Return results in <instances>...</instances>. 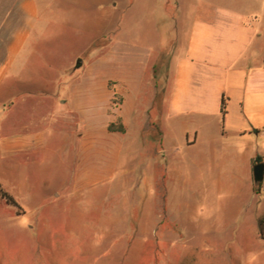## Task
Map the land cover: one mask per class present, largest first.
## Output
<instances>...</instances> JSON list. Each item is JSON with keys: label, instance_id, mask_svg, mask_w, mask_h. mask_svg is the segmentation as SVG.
<instances>
[{"label": "crops", "instance_id": "1", "mask_svg": "<svg viewBox=\"0 0 264 264\" xmlns=\"http://www.w3.org/2000/svg\"><path fill=\"white\" fill-rule=\"evenodd\" d=\"M135 3L125 26L117 16L123 0H0V129L8 131L0 141L4 166L21 179L22 157L42 147V122L63 119L74 147L73 169L88 184L103 177L100 170L117 168L116 151L131 135L126 164L135 174L125 185L141 189L146 183L151 189L177 180L181 188L194 187L196 201L212 211L205 215L202 208L196 226L208 231L204 234L231 235L236 224L218 222L227 218L228 204L238 198L243 208L244 200L250 204L264 187V178L260 186L254 179V165L264 163L259 124L264 119V0H146L141 8ZM48 23L50 50L42 52ZM82 52L86 59L77 58ZM66 69L71 76L63 99L58 88ZM101 90L107 94L99 98L96 119H85L91 109L86 98ZM112 94L121 97L120 113L100 119ZM116 122L124 132L108 129ZM102 155L95 167L93 159ZM257 156L261 161H254ZM0 184L15 199L4 187L11 185L2 178ZM133 196L140 200L137 191L130 192L132 202ZM49 197L63 199L54 191ZM147 198L143 221L151 223L157 196L149 191ZM248 217L247 233L258 232L259 218L250 222ZM108 235L114 236L105 235L108 247L90 249V261L91 251L117 249L116 237L108 244Z\"/></svg>", "mask_w": 264, "mask_h": 264}, {"label": "rangeland", "instance_id": "2", "mask_svg": "<svg viewBox=\"0 0 264 264\" xmlns=\"http://www.w3.org/2000/svg\"><path fill=\"white\" fill-rule=\"evenodd\" d=\"M135 1L140 8L146 3V0H123L122 6L118 7V19L121 18L125 26L131 20V4ZM139 14H146V10ZM158 15L161 16V10ZM49 17L50 12H47L43 18L49 20ZM78 25L74 17V31ZM44 27L42 52H49L50 24ZM84 52L76 55L77 58H83ZM86 54L91 56L89 52ZM69 71H62L60 76L58 92L63 99L67 98ZM106 94L101 90L86 98L91 109L85 119H96L97 105L101 103L99 98ZM112 96L113 101L100 119H116L119 115L121 97ZM24 110L28 109L24 107ZM42 114L43 110L39 116ZM259 124L262 126L261 138L264 139V119H260ZM41 129L45 135L42 147L30 157H22L20 162L25 171L21 172V179L18 173L6 170L0 154V178L11 185L4 187L12 190L16 201V204L0 201V264H99L103 257L104 264H219L221 261L227 264H264V187L258 197H251L250 204L245 199L243 208L235 198L223 210L228 220L220 219L218 222L236 224L231 235L204 234L208 231L196 226V217L202 214V208L205 215L212 211L209 206L202 207L196 201L194 187L181 188L177 180L167 181L166 187L163 183L156 184L151 189L146 187V183L141 189L139 185L135 189L125 185L135 174L126 164V155L133 149V136L126 135L118 147L116 152L120 157L114 171L106 173L100 170L97 174L103 177L82 184L73 169V144L66 139L68 123L63 119L44 121ZM7 134L8 131L4 133L0 129V141ZM47 137H50L48 143L52 144L48 149L45 146ZM144 140L148 142L146 137ZM142 150V155L146 154L147 149L143 147ZM102 158L103 155L93 159L95 167ZM131 190L137 191L143 201L135 200L134 196L131 198L133 202L130 201ZM53 191L55 195L62 194L63 199L50 201L49 195ZM149 191L157 198L153 219L146 223L143 219L148 212ZM168 195L170 200L167 198L165 202L163 198ZM248 215L250 222L252 216L259 218L258 232L251 228L247 233ZM108 232L114 236L108 235L107 243L116 237L112 243H117V249L105 253L91 251L90 261V249L94 250L97 245L106 246L105 235ZM210 256L216 258L210 261Z\"/></svg>", "mask_w": 264, "mask_h": 264}, {"label": "trees", "instance_id": "3", "mask_svg": "<svg viewBox=\"0 0 264 264\" xmlns=\"http://www.w3.org/2000/svg\"><path fill=\"white\" fill-rule=\"evenodd\" d=\"M108 129L110 131H122V132H124L125 130L124 126L119 122L111 123L108 126ZM254 161H257V162L261 161V157L257 156ZM0 197L4 199L7 203L16 204L14 197L10 195L7 191H5V189L2 187L1 184H0Z\"/></svg>", "mask_w": 264, "mask_h": 264}, {"label": "water", "instance_id": "4", "mask_svg": "<svg viewBox=\"0 0 264 264\" xmlns=\"http://www.w3.org/2000/svg\"><path fill=\"white\" fill-rule=\"evenodd\" d=\"M264 178V163L259 162L254 165V179L255 182L259 183Z\"/></svg>", "mask_w": 264, "mask_h": 264}]
</instances>
